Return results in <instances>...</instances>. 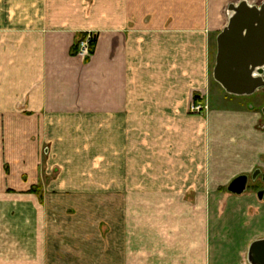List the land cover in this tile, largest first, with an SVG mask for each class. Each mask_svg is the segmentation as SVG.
Instances as JSON below:
<instances>
[{"label": "crops", "instance_id": "1", "mask_svg": "<svg viewBox=\"0 0 264 264\" xmlns=\"http://www.w3.org/2000/svg\"><path fill=\"white\" fill-rule=\"evenodd\" d=\"M239 2L0 0V237L14 217L22 227L33 221L35 254L56 264L57 249L43 244L54 194H82L80 175L103 173L105 152L119 156L121 126L132 124V191H161L165 204L170 191H213L201 204L216 206L207 221L219 223L221 236L248 239L246 253L264 239V106L248 108L212 77L216 37L227 7ZM87 33L96 44L83 61L72 49ZM194 96L207 98L200 116L188 112ZM57 168L67 183L48 181ZM254 173L241 196L227 192L233 179ZM43 182L39 195L30 193ZM211 252L241 253L208 246L206 261L188 264H210Z\"/></svg>", "mask_w": 264, "mask_h": 264}, {"label": "rangeland", "instance_id": "2", "mask_svg": "<svg viewBox=\"0 0 264 264\" xmlns=\"http://www.w3.org/2000/svg\"><path fill=\"white\" fill-rule=\"evenodd\" d=\"M239 1L234 0V3ZM129 90L132 103V89ZM209 99L214 101L212 95ZM235 99L248 108L254 106L260 109L264 106V90L242 100ZM195 100V96L192 97L188 112L200 116L208 110L205 104L207 98L204 103ZM191 105L201 106L200 112L191 111ZM130 109L128 121L132 122V106ZM121 132L120 145H114L115 153L119 156L111 157L106 151L103 173L88 175V181L83 179V175L78 178V183L83 186L78 192L82 194L72 195L65 190H58L54 194L58 198L52 210L55 216L50 217L54 225L51 229L46 227L43 244L57 249L56 264H188L195 259L202 263L207 260L203 251L208 246L221 247L223 250L232 247L241 252L214 254L212 251L210 255L206 254L210 264H245L249 240L241 236H221L219 223L210 225V221H207L210 216L214 218L216 206H209L208 200L201 204V199L203 196L209 197L205 193L213 195V191L185 190L179 194L170 191L167 204L161 203L164 202L161 191H132V124L122 125ZM111 146V142L105 143V147ZM64 176L57 168V173L51 171L47 179L49 182L61 179L67 183L68 178ZM43 187L44 182L30 193L39 195ZM223 192L217 190L216 196ZM75 197L76 201L71 200ZM71 202L76 203L78 209L71 207ZM64 205L70 208L62 209ZM223 208L220 207V212H223ZM34 224L30 221L22 227L15 217L10 219L8 236L0 237V264L45 263L44 253L35 254L41 240ZM228 225L232 230V224ZM1 227L0 223V232ZM240 231L235 229L234 232L240 234ZM215 233L218 238L210 237ZM18 249L26 253L20 254Z\"/></svg>", "mask_w": 264, "mask_h": 264}, {"label": "water", "instance_id": "3", "mask_svg": "<svg viewBox=\"0 0 264 264\" xmlns=\"http://www.w3.org/2000/svg\"><path fill=\"white\" fill-rule=\"evenodd\" d=\"M212 77L232 97H250L264 90V1L257 6L242 0L227 7V23L216 37ZM261 112L264 116V108ZM255 175L236 177L227 192L241 196ZM246 263L264 264V239L250 243Z\"/></svg>", "mask_w": 264, "mask_h": 264}, {"label": "built area", "instance_id": "4", "mask_svg": "<svg viewBox=\"0 0 264 264\" xmlns=\"http://www.w3.org/2000/svg\"><path fill=\"white\" fill-rule=\"evenodd\" d=\"M93 39V34L87 33L83 34L79 43L77 44L76 56L83 61H87L90 59L91 53V42ZM201 106L199 105H191V111L200 112Z\"/></svg>", "mask_w": 264, "mask_h": 264}, {"label": "trees", "instance_id": "5", "mask_svg": "<svg viewBox=\"0 0 264 264\" xmlns=\"http://www.w3.org/2000/svg\"><path fill=\"white\" fill-rule=\"evenodd\" d=\"M82 38V35H79L78 38L76 39L75 43H74V47L72 49V54H76V50H77V44L79 43L80 39ZM95 44H96V36H93L92 42H91V53L93 54L94 48H95Z\"/></svg>", "mask_w": 264, "mask_h": 264}]
</instances>
